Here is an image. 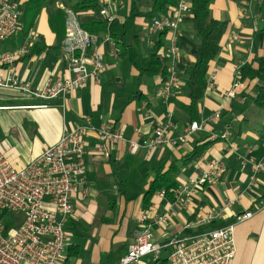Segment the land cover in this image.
Returning <instances> with one entry per match:
<instances>
[{"label": "crops", "instance_id": "1", "mask_svg": "<svg viewBox=\"0 0 264 264\" xmlns=\"http://www.w3.org/2000/svg\"><path fill=\"white\" fill-rule=\"evenodd\" d=\"M24 1L14 0L21 10ZM100 1L102 6L114 9L119 20H124L130 11L129 0ZM212 14L216 20L226 21L228 27L220 43L221 51L209 66L208 85L198 105L197 120H192L184 108L190 104L182 89L184 72L193 66V54L198 47L196 36L186 22L180 27V58L175 65L180 82L168 101L159 96L164 84L161 77H141L135 66V62L141 63L152 53L160 35L148 30H140V40L134 39L136 34H132L131 40L128 34L129 47L121 48L119 42V55L115 42L100 43L104 54L100 82L88 80L64 97L41 99L4 85L13 77L38 89L47 80L72 77L62 53L32 54L30 47L12 66L0 65V82L4 83L0 85V150L15 168H23L56 145L65 133L86 126L89 121L90 130L85 136L86 174L72 198L74 212L64 224L71 244L61 264H120L135 239L143 212L163 214L174 202L167 196L161 199L155 195L150 208L144 209L143 197L150 182L161 170L164 173L170 166H176L180 188L199 179L215 160L225 166L221 179L213 186L195 189L176 208L166 230L153 227L154 238L164 243L175 235L188 236L213 229V223L187 228V223L193 222L199 213L221 212L223 217L216 222L229 225L235 216L249 211L252 218L234 229L233 264H264V208L260 207L264 198V169L256 174V185L249 187L253 165H264V112L246 107L244 96L252 92L255 83L239 80L243 66L255 57L264 56L261 33L264 0H252L242 6L229 0H216ZM16 35L0 42V53L25 47ZM28 42L47 47L55 44L56 37L49 28L45 11ZM168 45L167 41L161 50L163 56ZM92 51L90 47L88 55ZM167 122L172 124L167 142L153 150L146 148L145 143L154 137L160 124ZM193 122L200 123L202 128L186 136ZM103 128L121 133L123 140L103 144L98 133ZM129 142L140 146L136 153L130 151ZM196 148L201 155L190 159ZM103 149L109 157H105ZM131 186L136 190L135 195L130 193ZM166 257L164 253L162 260ZM145 260L159 264L151 258Z\"/></svg>", "mask_w": 264, "mask_h": 264}, {"label": "built area", "instance_id": "2", "mask_svg": "<svg viewBox=\"0 0 264 264\" xmlns=\"http://www.w3.org/2000/svg\"><path fill=\"white\" fill-rule=\"evenodd\" d=\"M193 0H178L166 16L154 19L147 27L152 34L169 32V45L165 56L170 60V76L163 84L159 96L168 101L180 82L176 63L180 58L178 41L180 27L188 17ZM61 8H64L60 4ZM66 34L63 41L62 59L67 71L72 77L47 80L38 89L29 84H22L13 77L0 85L10 86L41 99L64 97L72 90L79 89L88 80L97 84L104 70V54L98 38L83 30L78 17L66 10ZM100 15L111 25L117 14L109 6H103ZM22 10L14 0H0V42L13 38L20 30ZM102 43H114L107 36ZM115 44V43H114ZM115 50L119 55L120 50ZM31 45L18 50L0 53V65L12 66L16 60L28 53ZM93 51L88 55V49ZM233 95L232 93L230 94ZM220 117L219 113L215 118ZM89 121L86 126H77L65 133L60 141L48 148L42 155L29 162L23 168H15L0 150V213L23 214V220L16 227L0 225V264H61L65 250L70 246V234L64 230V224L73 214L72 198L77 187L84 183L86 168L85 136L90 130ZM170 122L160 124L154 137L145 143V147L153 150L167 142ZM202 125L193 122L186 131V136L201 130ZM103 144L109 140L120 142L121 133H111L106 128L99 132ZM180 139L183 141L185 139ZM132 153L140 146L129 142ZM105 157H109L103 149ZM249 187L256 185V174L264 169L262 163L253 165ZM225 172L223 162H210L203 175L184 184L177 189L175 200L168 205L163 214L143 212L138 220L139 229L127 254L120 264H150L146 258L159 262L162 255L167 253V264H233L235 258L234 229L239 223L252 218V212L235 216L233 223L216 229L199 232L193 235H175L162 243L154 238L153 227L166 230L171 225V216L176 208L184 204L194 190L205 186L215 185ZM158 198H165V192H158ZM232 204V203H231ZM264 208V198L260 202ZM155 205L151 207L153 210ZM223 217L221 212L199 213L193 222L187 223V228L209 225Z\"/></svg>", "mask_w": 264, "mask_h": 264}, {"label": "trees", "instance_id": "3", "mask_svg": "<svg viewBox=\"0 0 264 264\" xmlns=\"http://www.w3.org/2000/svg\"><path fill=\"white\" fill-rule=\"evenodd\" d=\"M178 0H129L130 11L124 20L118 18L108 25L106 20L100 15L102 4L100 0H25L22 3V18L20 30L17 33L19 43L31 45V53L46 52L48 55L63 54V41L66 34V10L72 11L79 19L80 26L89 34L96 36L98 42L102 43L107 36H110L117 47L119 42L121 48L129 47L127 38L130 32L136 34L134 39L140 40V30H148V25L156 18L166 16ZM237 6L248 5L252 0H229ZM216 0H193L191 10L184 22L188 23L192 32L196 36L198 47L193 56L195 62L184 72L185 83L182 87L184 93L190 100V104L185 108L192 120L198 119L197 109L202 102L208 85L207 75L210 63L217 58L221 51V40L227 30L228 23L219 21L213 17L212 6ZM60 4L64 7L61 8ZM46 12L48 25L51 32L56 37V42L52 47H47L43 43L35 42L30 44L29 37L37 26V21ZM141 22L138 23V20ZM261 33L264 37V22ZM16 35V36H17ZM170 33L165 31L160 33L152 53L141 63H136L141 77L160 76L165 83L170 76V60L161 54L169 40ZM25 45V47H26ZM239 80L242 83L254 82L255 85L250 94H245L246 107H256L264 112V56L255 57L252 62L240 69ZM201 155L197 148L192 153L190 159H196ZM178 168L170 166L166 172H161L150 182L149 188L144 193L143 208L149 209L153 197L158 192H165L171 202L175 200V193L178 189L176 176ZM147 178V177H146ZM230 224V223H229ZM228 225L224 222H213L212 228H221ZM132 235V233H130ZM159 264H167L166 259H161Z\"/></svg>", "mask_w": 264, "mask_h": 264}, {"label": "rangeland", "instance_id": "4", "mask_svg": "<svg viewBox=\"0 0 264 264\" xmlns=\"http://www.w3.org/2000/svg\"><path fill=\"white\" fill-rule=\"evenodd\" d=\"M20 1V0H18ZM132 34L134 35V33H129V37L131 38V40H133ZM141 37V35H140ZM132 191H130V193L132 195L136 194V190L134 191V187H130ZM133 188V189H132ZM23 220V214H9V213H5L2 212L0 213V225L5 227H16L17 225H19V223H21V221Z\"/></svg>", "mask_w": 264, "mask_h": 264}]
</instances>
